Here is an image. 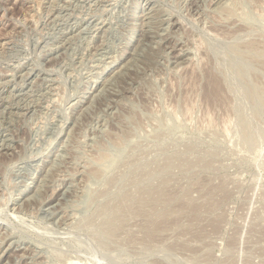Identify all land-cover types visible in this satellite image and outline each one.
Returning <instances> with one entry per match:
<instances>
[{
	"label": "rangeland",
	"instance_id": "1",
	"mask_svg": "<svg viewBox=\"0 0 264 264\" xmlns=\"http://www.w3.org/2000/svg\"><path fill=\"white\" fill-rule=\"evenodd\" d=\"M0 264H264V0H0Z\"/></svg>",
	"mask_w": 264,
	"mask_h": 264
}]
</instances>
